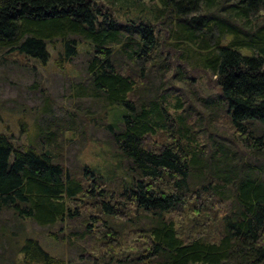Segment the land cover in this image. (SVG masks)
I'll return each mask as SVG.
<instances>
[{"label":"trees","instance_id":"trees-1","mask_svg":"<svg viewBox=\"0 0 264 264\" xmlns=\"http://www.w3.org/2000/svg\"><path fill=\"white\" fill-rule=\"evenodd\" d=\"M102 1L129 11L0 0V59L45 62L50 48L61 66L88 45L77 93L106 106L114 151L69 169L72 119H44L24 145L0 132V212L88 264H264V0ZM190 71L218 93L201 97ZM216 111L231 138L211 131ZM16 248L11 264H70L30 237Z\"/></svg>","mask_w":264,"mask_h":264},{"label":"rangeland","instance_id":"rangeland-1","mask_svg":"<svg viewBox=\"0 0 264 264\" xmlns=\"http://www.w3.org/2000/svg\"><path fill=\"white\" fill-rule=\"evenodd\" d=\"M99 2L109 10L118 11L121 19L123 12L129 11L125 7H111L106 1ZM87 49L88 45L82 42L77 57L70 63H61V66L57 52L50 48L45 62L18 56L0 59V132L13 137L17 145H24L29 143L35 127L44 119H72L77 131L65 134L61 152L69 169L79 165H105L114 153L107 145V133L97 124L107 122L104 114L106 106L87 97H78L77 85L83 80L84 51ZM174 73L175 70L168 78H172ZM189 74L195 78L193 89L197 88L201 97L208 98L218 93L214 80L208 74L193 71ZM170 83L188 94L192 92L187 80L183 83L171 80ZM212 118L217 124L211 131L219 137L231 138V125L224 113L219 112L218 115L216 111ZM158 140L164 141V137L161 135ZM50 235L51 231L38 227L30 220H17L12 212H0V264H11V260H17L19 252L16 245H21L29 237L37 240L51 255L61 257L70 264H88L79 259L78 248L69 247Z\"/></svg>","mask_w":264,"mask_h":264}]
</instances>
